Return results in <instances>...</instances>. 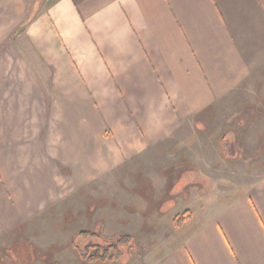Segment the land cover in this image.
I'll list each match as a JSON object with an SVG mask.
<instances>
[{"label":"crops","instance_id":"0c3cea01","mask_svg":"<svg viewBox=\"0 0 264 264\" xmlns=\"http://www.w3.org/2000/svg\"><path fill=\"white\" fill-rule=\"evenodd\" d=\"M20 32L0 69V249L61 182L145 153L235 91L264 0H47ZM191 212L152 264H264V174Z\"/></svg>","mask_w":264,"mask_h":264},{"label":"rangeland","instance_id":"374dc122","mask_svg":"<svg viewBox=\"0 0 264 264\" xmlns=\"http://www.w3.org/2000/svg\"><path fill=\"white\" fill-rule=\"evenodd\" d=\"M46 3L0 0L2 71H7V58H18L11 44L23 24ZM257 44L238 88L193 116L170 139L86 181L77 174L57 185L38 222L27 229L21 225L22 235L0 249V264H152L179 240L177 214L215 210L217 202L229 201L263 175L264 37ZM47 83L40 80L41 87ZM81 230L104 239L128 235L132 243L119 245L113 260L86 263L74 246Z\"/></svg>","mask_w":264,"mask_h":264},{"label":"trees","instance_id":"16d2710c","mask_svg":"<svg viewBox=\"0 0 264 264\" xmlns=\"http://www.w3.org/2000/svg\"><path fill=\"white\" fill-rule=\"evenodd\" d=\"M191 216L192 212L190 210H185L173 218L174 224L180 228L191 218ZM75 237L79 239V241L76 243L75 238L74 246L77 248L80 257L86 263H104L113 260L119 255V245L132 243L130 242L132 238L128 235H120L114 239H104L101 238L98 233L89 230H81ZM88 238H92L93 241L90 243L84 241ZM111 250L114 251L113 255L110 254Z\"/></svg>","mask_w":264,"mask_h":264}]
</instances>
